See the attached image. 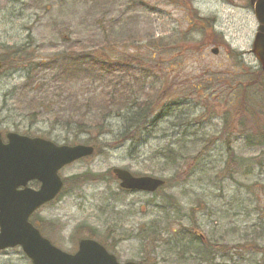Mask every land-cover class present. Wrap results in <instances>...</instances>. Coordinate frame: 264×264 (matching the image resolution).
Here are the masks:
<instances>
[{
  "label": "rangeland",
  "instance_id": "374dc122",
  "mask_svg": "<svg viewBox=\"0 0 264 264\" xmlns=\"http://www.w3.org/2000/svg\"><path fill=\"white\" fill-rule=\"evenodd\" d=\"M256 27L248 0H0L3 140L15 132L94 148L60 170L61 193L31 217L44 237L66 252L90 237L120 261L141 264H264V251L248 248L264 245V146L236 136L253 128L252 115L257 127L264 125V89L255 85L264 73L249 53ZM104 33L121 42L113 45L116 53H144L143 68L104 81L76 75L59 85L58 77L35 70L34 64L55 53L90 49ZM25 71L42 83L29 86ZM123 88L139 101L144 94L158 95L151 118L130 134L135 143L116 138L126 110L99 127L100 115L116 109L95 103ZM72 112L83 114L74 121L86 123L88 133L72 123L61 126ZM224 128L232 136L223 143ZM112 168L162 178L165 185L154 193L125 191ZM83 173L100 178L69 180ZM28 186L36 189L38 183ZM171 233L182 234L181 241L192 233L224 245L217 249H224V258L218 253L214 261L201 262L197 246L165 244ZM154 235L160 240L152 241ZM0 264L31 262L14 247L0 251Z\"/></svg>",
  "mask_w": 264,
  "mask_h": 264
},
{
  "label": "water",
  "instance_id": "95a60500",
  "mask_svg": "<svg viewBox=\"0 0 264 264\" xmlns=\"http://www.w3.org/2000/svg\"><path fill=\"white\" fill-rule=\"evenodd\" d=\"M255 14L260 26L251 52L264 70V0L256 4ZM212 52L217 53V49ZM5 136L7 141L3 142L0 134V250L20 246L32 264H138L119 263L113 254L89 238L80 239L77 251L69 254L52 245L29 222L30 215L61 190L63 181L58 171L92 155V146L58 145L41 137L14 132H7ZM111 172L119 186L130 191L154 192L164 184L161 178L133 176L122 168H113ZM31 181H37L39 187H29Z\"/></svg>",
  "mask_w": 264,
  "mask_h": 264
},
{
  "label": "trees",
  "instance_id": "16d2710c",
  "mask_svg": "<svg viewBox=\"0 0 264 264\" xmlns=\"http://www.w3.org/2000/svg\"><path fill=\"white\" fill-rule=\"evenodd\" d=\"M114 39L115 38L111 34L104 33L103 37L96 44H94L93 47L91 46L90 49H86V47H84V49L82 48L83 50L78 49V51L75 52L74 50H72L73 48H69L68 51H65L62 53H55L48 60L40 61L38 64H34L35 70L37 71V68H39L38 70H43L44 72L49 73V74L51 73L52 78L58 77V79H56L55 81H56V84L59 85V84H66V81H68L69 78H72L76 75L85 76L87 77L88 80L104 81L106 80L107 77H109L110 75L116 72H121V73L130 72L132 68L137 67V66H139L138 69H142L144 66L143 62H146L145 58H143L145 57L144 53L139 54V57L138 56L133 57L131 55L130 56L126 55L122 51H121L122 53L120 51L116 53V50L113 48V45L121 43V42L118 40H114ZM153 46L154 45L152 44L150 47L152 48ZM148 48L149 47L147 45H144V47L142 48V51L145 53H148L149 52ZM21 50L22 49L19 48L18 50H16V52L20 53ZM114 54L118 55L117 58H115ZM234 54L235 56L237 55L236 52ZM148 57L150 58L151 61L152 60L154 61V57L152 55ZM259 73H261L262 75L264 71H260ZM24 76L26 77V83H29L30 80L32 81L28 85L29 86L32 85L33 88L35 84L39 86L42 83L41 79H39V82L34 81V76L29 71H25ZM255 85H258V87L264 89V79L262 78V76H261L260 83H255ZM37 89L41 91L43 88L37 87ZM258 92H261V91H258ZM125 94H127V92L124 88L121 89V92L113 90V91H110L109 93H106L104 97L100 100V102L95 103L94 100L91 99L90 103L93 102L96 105H99V107L103 106L104 109L107 106L112 107L113 109H116V112L103 113L100 115L101 122H100L99 127L101 128H102L103 123L106 122L105 120L113 116L112 114L114 113L121 114L124 110H126L123 112V114L125 115L124 119L126 123L124 124L122 131L116 138H119L121 142L132 140V142L135 143L134 137H130V134L142 130L143 125L151 118L152 114L154 113V108L156 106L154 105L153 99L155 100L156 96L158 95L156 93V94H152V97H150L148 94H144L143 96L144 98L142 97L141 100L139 101L138 98L132 99V98H129L130 95H125ZM145 95L147 96L145 97ZM250 105H253V104H250ZM76 109L78 110L79 108H76ZM62 116L64 117V115ZM65 116L68 117L69 121L64 122V121H61V118H60L62 127L71 128L69 123H72L78 128L77 129L78 132H82L84 134L88 133L87 129H85L87 128L86 127L87 125H85L86 123L83 124L81 127H79L78 124L81 123L80 122L81 120L74 121V118L76 117L85 118L83 117L82 113L72 112L70 115L66 114ZM252 116L251 117L249 116V117H250V121L252 122L253 128H251L250 130H247L246 131L247 133H245V131L238 130L236 132V134L238 135L236 136H240L242 137V139H246L247 143H250L248 140L255 141L254 143H250L251 146L256 145V146L262 147L264 146V125L257 127V124H256L257 121L254 119L255 115H252ZM261 123L264 124V122H261ZM240 126H241V123H240ZM104 133H105V130L104 132L100 134H104ZM231 136H232L231 131H228V133L226 134L225 128H224L223 135H222V137L224 138L222 139V142L224 139L231 137ZM206 140H208L207 143H211V139H206ZM85 143H90V142L86 141ZM226 143H230V141H228L227 139ZM99 178L100 177H97L96 174L83 173L81 175L73 176L69 180H73L74 183L81 184V183H84L90 180H97ZM64 185H65V180H64ZM151 228H154V227L152 226ZM262 228H264V222H263ZM172 233L163 242L167 245L175 246L176 248H179L178 246L181 242H183V244H186V245L197 246L198 250L194 251V254L202 258L200 259L201 262L214 261V258L215 259L217 258L216 254L218 253L220 254L219 258L221 259L224 258L223 257L224 249L217 250L220 246L224 247V245H221V244L216 245L218 243H210L208 242V240L205 241L203 237L192 234V233L189 234L187 238L186 237L183 238V240L181 241L182 234L174 235ZM146 237H149V234H147ZM262 238L264 239V236ZM150 239H153L152 241H157V240H160V237L159 235L158 236L154 235ZM248 248H250L249 250H252L254 252H258L259 250L264 251V245L259 246L255 244L254 246H248ZM184 254L185 253L182 252L179 255L181 257ZM186 254H188V252H186ZM210 255H213V256L215 255V257L210 259Z\"/></svg>",
  "mask_w": 264,
  "mask_h": 264
},
{
  "label": "flooded vegetation",
  "instance_id": "af4514ba",
  "mask_svg": "<svg viewBox=\"0 0 264 264\" xmlns=\"http://www.w3.org/2000/svg\"><path fill=\"white\" fill-rule=\"evenodd\" d=\"M258 1L259 0H248L249 8H250L251 12L253 13L254 19H255V21L257 23V27L256 28H258L260 26V24H258V20L256 18V14H255V10H254V9H256V4L258 3Z\"/></svg>",
  "mask_w": 264,
  "mask_h": 264
}]
</instances>
